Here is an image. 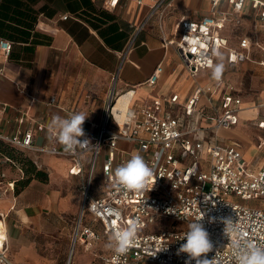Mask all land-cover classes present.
I'll return each instance as SVG.
<instances>
[{
  "label": "crops",
  "instance_id": "crops-1",
  "mask_svg": "<svg viewBox=\"0 0 264 264\" xmlns=\"http://www.w3.org/2000/svg\"><path fill=\"white\" fill-rule=\"evenodd\" d=\"M107 1L0 0V39L12 43L9 54L0 48V133L23 134L30 129L33 145L39 149L28 152L38 168L47 174L45 181L30 180L18 194L5 183L0 188V209L8 213L7 221L4 217L7 255L14 264H51L57 249L64 253L61 242H67L69 237V259L75 252V264L98 263L110 251L102 250L103 240H108V244L110 235L103 232L101 222L88 211L80 218V183L90 168V154L81 157V176L70 173L72 161L68 156L48 151L62 149L54 137L49 139L48 124L53 115L68 117L82 112L88 116L83 124L84 131L95 133L109 97L113 95L117 102L118 96H127L124 92L128 90L133 92L130 99L127 96V104L134 108H140L153 98L177 93L178 101L166 107L178 114L196 83L207 82L212 75L213 70H201L195 77L188 74L176 50L173 47L164 49L161 45L156 18L145 24L131 49L125 51L133 25L143 21L155 0H119L113 7L108 6ZM210 3V0H174L162 22L164 34L175 37L182 20L211 14ZM64 13L69 16L61 18ZM214 13L225 17L221 33L232 46H236L243 35L252 38L243 31L245 23H264L255 20L254 11L247 6L241 15L234 12L229 0H220ZM240 16L239 24L235 23ZM229 30L235 33L230 35ZM255 49L254 41L248 58L235 66L226 65L224 54L217 60L216 64H223L222 74L231 84L235 85L234 70L239 65L253 62L264 66L260 63L264 53L253 59ZM261 49L264 51V47ZM158 64L161 66L158 80L148 85L146 80ZM234 94L242 102L238 120L230 127L219 128L217 140L237 141L247 163L253 167L262 166L264 137L258 135L257 140L252 141L246 136L244 144L228 131L264 133L261 124L264 122V98L245 103L235 86ZM51 97L55 98L54 102H50ZM205 109L207 115L192 116L201 125L210 123V109ZM245 111L248 115H242ZM241 123L244 126H238ZM125 145L123 141L118 142V147ZM249 149L260 154L250 156ZM105 152L103 147L93 170L92 193L95 196L101 195L106 187L101 173ZM79 218L80 226H90L99 237L86 242L78 239L74 232Z\"/></svg>",
  "mask_w": 264,
  "mask_h": 264
},
{
  "label": "built area",
  "instance_id": "built-area-1",
  "mask_svg": "<svg viewBox=\"0 0 264 264\" xmlns=\"http://www.w3.org/2000/svg\"><path fill=\"white\" fill-rule=\"evenodd\" d=\"M118 1L108 0L107 5L116 6ZM210 1L211 14L182 20L177 35L172 37L164 34L162 22L174 0H155L143 21L133 25L125 51L131 49L145 24L156 18L161 45L164 49L173 47L176 50L192 77L201 70L212 71L222 54L227 66L245 61L254 41L249 35H243L236 46L230 45L229 39L221 33L225 17L214 13L220 0ZM229 2L234 12L241 15L247 6L254 11L255 20L264 22V0ZM68 16L64 13L60 17ZM240 18H236L235 23L239 24ZM11 46L10 41L0 39V48L5 54H9ZM260 63L264 64V57ZM160 71L158 64L146 83L154 85ZM132 92L128 90L124 94L131 93V97ZM178 95L172 93L153 98L140 108L127 104L123 110L117 108L115 111V97L112 95L96 124L95 133L85 131L92 143L72 152L64 151L63 147L48 150L68 156L72 161L70 173L81 176V157L90 154V168L80 183V218L88 211L101 222L103 232L110 236L113 231L126 228L131 221L140 218L134 246L118 259L110 249L94 264H185L187 254L177 255V250L184 242L188 223L198 217L203 218L202 223L213 243V251L207 254V258L215 257L216 264H236L232 246L235 240L241 246L246 242L264 245V165L250 166L237 141L220 142L216 135L219 128L230 127L238 120L242 102L234 94V85L222 73L219 80L211 75L207 82L196 83L191 95L183 102L182 111L175 114L166 105L176 103ZM54 101L55 98L51 97L50 102ZM206 107L210 109V123L201 125L192 116L207 115ZM261 124L264 126V122ZM0 137L26 151L39 149L33 145L30 129L23 134L0 133ZM119 141L127 145L118 147ZM103 147L106 152L101 173L106 187L101 195L95 196L92 193L93 170ZM137 153L154 170L147 188L142 191L117 188L114 169ZM7 160L9 162L4 158ZM4 177L5 172L0 169V188ZM6 185L13 191L14 179H8ZM116 212L119 216L115 215ZM80 218L74 235L83 242L98 238L99 234L90 226H80ZM160 218L169 219L171 225L154 229ZM233 227L238 231L231 232L229 229ZM0 233L5 235L0 237V264H14L7 255L8 240L2 212Z\"/></svg>",
  "mask_w": 264,
  "mask_h": 264
},
{
  "label": "clouds",
  "instance_id": "clouds-1",
  "mask_svg": "<svg viewBox=\"0 0 264 264\" xmlns=\"http://www.w3.org/2000/svg\"><path fill=\"white\" fill-rule=\"evenodd\" d=\"M219 55V53H216ZM223 71V64H216L213 68L212 76L219 80ZM88 118L82 112L72 113L68 117L53 115L48 124L49 139L53 137L63 147L64 151L72 152L78 147L85 148L91 142L85 136L83 124ZM83 138V139H82ZM98 146V145H97ZM154 174V170L139 153L131 156L129 160L114 169L113 179L117 188L128 191H142L147 188L148 179ZM115 215L119 216L116 212ZM204 215V214H203ZM203 218L188 223L183 243L177 250V255L186 253L188 258L185 264H216L215 257L209 259L207 254L213 251V243L209 238V233L202 223ZM140 218L137 217L130 222L128 227L112 232L107 247L112 249L116 258L126 254L136 243ZM231 224V221H228ZM235 233L236 228H230ZM233 255L236 264H264V245L257 246L252 243H245L241 246L238 240L233 241Z\"/></svg>",
  "mask_w": 264,
  "mask_h": 264
},
{
  "label": "rangeland",
  "instance_id": "rangeland-1",
  "mask_svg": "<svg viewBox=\"0 0 264 264\" xmlns=\"http://www.w3.org/2000/svg\"><path fill=\"white\" fill-rule=\"evenodd\" d=\"M243 31H246L250 35H252L253 41L256 42L257 49H255L253 53V59H257L260 57L262 51L261 47H264V23H251L247 22L244 25ZM233 32V33H232ZM235 31L229 30L228 34L233 35ZM223 53V51H222ZM234 82H235V87L239 90V93L245 103L251 104V102L257 100L259 97L264 98V66L259 65L257 63L253 62H247L239 65L237 68L234 70ZM242 115H248V112H243ZM238 126H244L242 123L239 124ZM230 132V135L235 136L236 138H239L240 141L242 140L243 143H247V137H249L252 141L257 140V136L261 135L264 137V133H260L257 130H250L247 132V130H234V131H228ZM250 133V135H249ZM247 136V137H246ZM0 140L5 144L6 147H8V142L5 141L0 137ZM129 146H127L128 148ZM129 149V148H128ZM250 156H256L260 154L257 150L249 149L248 152ZM29 158H33V155H31L28 152L27 155ZM0 169L5 172V177L3 179L4 183L8 181L9 177L10 179L18 180L21 178V171L17 169L16 167H12L11 165L8 164L7 161H1L0 163ZM6 187V186H5ZM19 187V185H18ZM20 188V187H19ZM16 194V193H14ZM1 195V194H0ZM1 198V197H0ZM4 198V197H2ZM1 210V209H0ZM3 211V215L6 218L5 220L7 221L8 219V213L7 210H1ZM73 221L70 223L71 224V231L73 227ZM173 224V223H172ZM7 225V224H6ZM171 225L169 219L167 218H160L158 222L155 224L154 229H163L167 228ZM102 234V232H101ZM105 241V242H104ZM108 240H103L102 244L104 249L103 251H109L110 248L107 247V242ZM104 243L106 245H104ZM101 244V243H100ZM65 247V251L62 254L61 249H57L54 252V255L52 257V263L51 264H67L69 259V250L71 248V237H69L67 242L62 243ZM60 246V244H59ZM98 250L101 248L97 247ZM76 251V250H75ZM81 251V250H80ZM61 259V261H59ZM75 252L71 257L70 264H75Z\"/></svg>",
  "mask_w": 264,
  "mask_h": 264
},
{
  "label": "trees",
  "instance_id": "trees-1",
  "mask_svg": "<svg viewBox=\"0 0 264 264\" xmlns=\"http://www.w3.org/2000/svg\"><path fill=\"white\" fill-rule=\"evenodd\" d=\"M28 151L15 147L8 143V147L0 140V159H9L8 164L21 171V178L14 180L13 192L18 194L32 179L45 181L47 174L40 170L34 159L29 158ZM19 185V187H18Z\"/></svg>",
  "mask_w": 264,
  "mask_h": 264
},
{
  "label": "bare ground",
  "instance_id": "bare-ground-1",
  "mask_svg": "<svg viewBox=\"0 0 264 264\" xmlns=\"http://www.w3.org/2000/svg\"><path fill=\"white\" fill-rule=\"evenodd\" d=\"M128 96V99H130V95L131 93H128L126 94ZM127 96H124V95H120L118 96L117 98V102H116V98H115V104H114V107H113V110L115 111L117 108H120V109H124L126 107V104H127ZM0 237H5V235L3 233H0ZM70 264V263H69Z\"/></svg>",
  "mask_w": 264,
  "mask_h": 264
}]
</instances>
